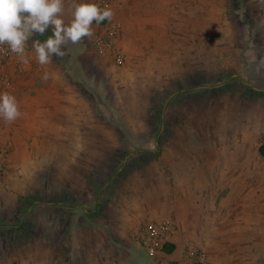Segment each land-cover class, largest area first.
I'll list each match as a JSON object with an SVG mask.
<instances>
[{
	"label": "rangeland",
	"instance_id": "rangeland-1",
	"mask_svg": "<svg viewBox=\"0 0 264 264\" xmlns=\"http://www.w3.org/2000/svg\"><path fill=\"white\" fill-rule=\"evenodd\" d=\"M123 1L137 18L116 46L123 63L87 37L53 57L69 66L64 111L45 99L54 94L43 70L21 85L4 71L12 86L0 93L17 98L22 116L0 120V264H109L94 259L112 249L107 229L123 222L130 238L116 243L138 247L132 228L151 221L140 213L184 203L175 175L189 145L264 143V12L253 14V0ZM111 8L119 17L121 0Z\"/></svg>",
	"mask_w": 264,
	"mask_h": 264
},
{
	"label": "crops",
	"instance_id": "crops-1",
	"mask_svg": "<svg viewBox=\"0 0 264 264\" xmlns=\"http://www.w3.org/2000/svg\"><path fill=\"white\" fill-rule=\"evenodd\" d=\"M143 1L146 2V0ZM154 1L159 3L162 0ZM208 1L196 0V3L204 4ZM74 2H91L99 5L98 0H64L62 15L66 24H70L73 18L71 5ZM113 3L114 0H110L109 6L111 7ZM262 6H264V0H253L255 16L264 12ZM121 10L122 12L118 14L120 16L117 17L115 14L113 18L121 24L116 46H118L122 34H135V25L129 24V21L133 22L137 18L133 11L130 12L128 2L121 0ZM113 11L116 13L115 8ZM99 24L101 30L95 34L102 33L106 27V22ZM122 39L125 40L123 37ZM122 39H120L121 42H123ZM27 52L30 56L34 55L31 48H28ZM68 68L69 66L59 65V62L54 58L51 64L45 66H40L35 59H30L29 65H23L15 55L11 60H0V71H3L1 72L3 75L7 70L11 77H20L16 79V85L23 83L24 78L21 76L28 77L24 81L33 84L34 80H37L34 75H39L36 73L37 70H43L42 78L47 72L50 80L48 83L54 96L45 97V99L58 102L56 110L59 111H64L66 101L72 100L69 99L71 95L67 93V88L71 87L65 82V71ZM27 72H30L33 79H30V75H24ZM54 84H58V86L56 87ZM0 87L6 86L0 82ZM73 105H76L75 99ZM33 114L37 115V112ZM258 128L257 124L255 125L253 122L255 138L259 135ZM261 145L262 142L253 143L252 150H248L240 142H234L233 145L224 144V146L219 143L211 150L206 147L199 150V147L193 146V144L188 146L183 160L184 169L178 175L176 173V188H174L178 193L177 196L185 197L184 203L181 206H176L173 211L170 210V215H167V210L163 212L165 214H151L146 211L139 214L143 218L151 220H144L145 223L158 222L161 220L160 217L164 218L166 215L170 217L166 219L173 221L175 230L171 241L167 243H172L174 249L170 253L164 251L162 257L166 262L169 264H191L185 258L184 250L179 245L194 244L197 247L202 245V251L207 254L208 264L260 263L257 253L262 252V247H264V156L259 152ZM183 173H185L184 180L180 179ZM119 216L124 220L130 214L124 212ZM121 225L124 223L111 228L112 232L107 229L106 233L109 235L106 240L111 244L110 249L112 248L107 252L109 258L105 257L107 253H102L97 249L94 259H106L109 264H155L153 260L152 263L143 262L137 253L140 248L136 246L134 248L130 242L126 246L116 243L123 241V237L130 238L129 233ZM259 247L262 249L260 250ZM243 253L246 254L243 255ZM89 261H93V259Z\"/></svg>",
	"mask_w": 264,
	"mask_h": 264
},
{
	"label": "clouds",
	"instance_id": "clouds-1",
	"mask_svg": "<svg viewBox=\"0 0 264 264\" xmlns=\"http://www.w3.org/2000/svg\"><path fill=\"white\" fill-rule=\"evenodd\" d=\"M72 20L63 19L64 0H0V54L7 49L18 57L23 65L35 59L40 66L53 62V56L63 58L68 54L66 46L80 43L94 35L93 23L99 24L114 18L108 5L101 8L96 3L81 2L71 5ZM51 26L52 35L32 42L33 56L27 52L28 40L34 34L43 35ZM7 46V49L5 48ZM43 79H48L45 72ZM22 116L17 98L10 92L0 93V120L12 123Z\"/></svg>",
	"mask_w": 264,
	"mask_h": 264
},
{
	"label": "built area",
	"instance_id": "built-area-1",
	"mask_svg": "<svg viewBox=\"0 0 264 264\" xmlns=\"http://www.w3.org/2000/svg\"><path fill=\"white\" fill-rule=\"evenodd\" d=\"M99 5L103 8L105 5L109 6L110 0H98ZM121 24L117 20H111L106 22L104 31L100 34H94L91 37L92 44L99 49L107 52H115L117 61L123 62L122 54L116 52V41L119 35ZM7 49V46H5ZM14 54L11 53L10 49H7L6 54H0V60L7 61L11 60ZM0 82L6 87H9L11 82L5 75H0ZM2 166L0 164V173ZM174 224L171 219H165L158 222H149L145 224H135L132 228V238L137 243L140 249L146 251L155 264H169L162 257L164 254L163 246L171 241ZM185 258L192 264L197 262L200 264H208L206 252L199 250L194 244H188L185 254Z\"/></svg>",
	"mask_w": 264,
	"mask_h": 264
},
{
	"label": "trees",
	"instance_id": "trees-1",
	"mask_svg": "<svg viewBox=\"0 0 264 264\" xmlns=\"http://www.w3.org/2000/svg\"><path fill=\"white\" fill-rule=\"evenodd\" d=\"M107 20L101 22V23H105ZM52 28H48L46 29L45 33L43 35H39V34H34V39H39L41 41H44L45 39H47L48 36L52 35ZM55 59H62V58H59V57H56L55 55L53 56ZM259 152L262 156H264V143L259 147ZM158 155V154H156ZM163 249L165 252H172L173 249H174V245L172 243H167L163 246ZM192 264H200V263H197V262H193Z\"/></svg>",
	"mask_w": 264,
	"mask_h": 264
}]
</instances>
